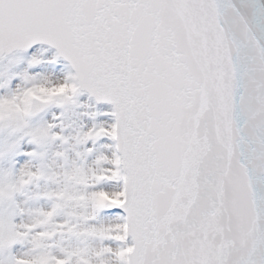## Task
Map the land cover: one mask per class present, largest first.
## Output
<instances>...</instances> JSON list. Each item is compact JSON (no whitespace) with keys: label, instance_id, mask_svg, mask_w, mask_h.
<instances>
[{"label":"snow or ice","instance_id":"obj_1","mask_svg":"<svg viewBox=\"0 0 264 264\" xmlns=\"http://www.w3.org/2000/svg\"><path fill=\"white\" fill-rule=\"evenodd\" d=\"M0 264H264V0H0Z\"/></svg>","mask_w":264,"mask_h":264}]
</instances>
